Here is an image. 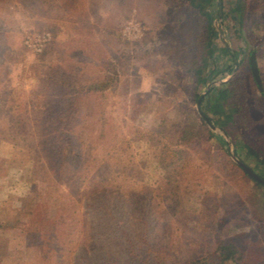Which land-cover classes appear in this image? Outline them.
Returning <instances> with one entry per match:
<instances>
[{"label":"rangeland","instance_id":"obj_1","mask_svg":"<svg viewBox=\"0 0 264 264\" xmlns=\"http://www.w3.org/2000/svg\"><path fill=\"white\" fill-rule=\"evenodd\" d=\"M244 1L243 22L238 0L220 14L218 0L203 4L212 53L197 92L211 104L235 79L246 109L232 136L191 101L186 64L206 21L187 0H0V264H264V189L236 161L264 178L243 147L264 157V0ZM43 32L41 52L23 45ZM61 78L113 85L73 108ZM71 108L74 159L56 173L54 130Z\"/></svg>","mask_w":264,"mask_h":264},{"label":"trees","instance_id":"obj_2","mask_svg":"<svg viewBox=\"0 0 264 264\" xmlns=\"http://www.w3.org/2000/svg\"><path fill=\"white\" fill-rule=\"evenodd\" d=\"M191 7H193L200 15L204 16V19L206 21L205 25V36L204 40H202L201 43V52L199 53L198 57L192 60L191 63L188 65L186 64V71L192 76V78L195 81V84L193 86V94H192V102L195 103L199 97V93L197 92L198 85L201 83L202 75L206 72L208 65H209V59L212 53V46L210 42V38L212 36L211 30H210V14L207 10L204 9V2L208 0H187ZM238 11H240L241 16V22H243L246 18V12H245V1L244 0H238ZM113 78L116 77V72H113ZM59 85L63 88H65L63 92V102L65 105L69 106L72 105L74 108L76 104L80 103L86 96L88 95H96L98 94L99 97H104L103 95H106L105 93L108 92V89H110L113 85V80L111 78L108 79H102V80H92L88 82H82L77 81L72 78L66 79L61 78L60 81H58ZM215 97L212 99L211 104L202 105V102L204 101V98H201L199 107L202 110L203 114L209 119L210 122L218 125L220 128L224 129L228 135H234L235 133L229 129V123H235V125L239 124V120L236 119V115L240 114L241 109L244 107L246 109V103L244 102V93H242V90L239 89L237 86L235 79H231L227 84L221 86L219 89L215 91ZM102 101V100H101ZM105 103V100L103 101ZM103 104V103H101ZM244 106L242 107V105ZM104 106V105H103ZM71 108L70 114H67L65 116H62V120L59 119L60 123H62L65 126L57 127L58 130L55 128V136L53 138V143H62V140H65V145L62 144L60 146H56L57 149L55 150V154L57 155V158L59 160L58 163V170L55 171L56 173L60 172V169L62 165L66 164L68 159L73 161V154L71 152V147H73L72 142V127H69L70 124H72L75 121V118L77 116V110ZM101 112L103 110L101 109ZM99 113V116H101L103 113ZM197 115V114H196ZM198 118L200 120V123L198 126L204 127L206 133H208V138L212 136L211 130L208 128L206 122L202 121L201 117L198 115ZM196 127L195 124H191L189 122H186V124H183V128L179 131V136L177 138L178 145H185L192 137L193 134H191V131L188 129L192 128L194 129ZM160 128V126H159ZM64 136V137H63ZM60 137H63V139H60ZM246 153L248 155L253 156L257 159V161L261 164H264V157L262 153L257 151L253 146H251L248 143H245L243 145ZM68 149V153H67ZM166 158V155L164 154L161 157V163L164 164V159ZM52 161V160H51ZM167 165V164H166ZM164 167H166L164 165ZM238 167L242 170H244L248 175L249 173L241 166L238 165ZM54 171V165L53 168H51ZM250 178L260 187L264 189V184L262 181H264V178L259 176V178H255L252 175H249ZM261 178V179H260ZM36 233H38V238H40L41 233L43 232L39 227L33 228ZM31 230V229H30ZM26 232V231H25ZM50 233V232H48ZM28 239L30 240L29 243H31L34 240V237L30 234ZM27 249H30L31 244L26 243ZM220 250L226 251L224 258L230 259L229 257L232 256L235 253V246L233 243H225L220 244ZM183 264H207L201 259L195 260L193 262L189 263H183ZM209 264V263H208ZM211 264V263H210Z\"/></svg>","mask_w":264,"mask_h":264},{"label":"built area","instance_id":"obj_3","mask_svg":"<svg viewBox=\"0 0 264 264\" xmlns=\"http://www.w3.org/2000/svg\"><path fill=\"white\" fill-rule=\"evenodd\" d=\"M50 36L48 33L28 34L23 39V45L32 52H41L48 43Z\"/></svg>","mask_w":264,"mask_h":264},{"label":"water","instance_id":"obj_4","mask_svg":"<svg viewBox=\"0 0 264 264\" xmlns=\"http://www.w3.org/2000/svg\"><path fill=\"white\" fill-rule=\"evenodd\" d=\"M218 13L220 14L221 13V0H218ZM250 67H251V71H252V74L257 82V84L260 86V79H259V76H258V70H257V67H256V63H255V59H254V53L251 54L250 56ZM226 81H222V82H219V84H224ZM200 100H201V96L198 98L197 102H196V106H197V109L199 110V103H200ZM199 113L200 115L203 117V119L208 123V125L211 127V128H214V125L209 121V119L203 114L201 113V111L199 110ZM235 158V157H234ZM236 159V158H235ZM237 163L240 164L242 167L246 168L244 166V164L237 160ZM247 169V168H246ZM248 173L251 174L253 177L255 178H259L257 177L255 174H253L251 171H249L247 169ZM262 183L264 184V181H262Z\"/></svg>","mask_w":264,"mask_h":264}]
</instances>
